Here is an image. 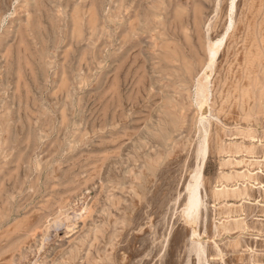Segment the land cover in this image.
I'll use <instances>...</instances> for the list:
<instances>
[{
    "label": "rangeland",
    "instance_id": "374dc122",
    "mask_svg": "<svg viewBox=\"0 0 264 264\" xmlns=\"http://www.w3.org/2000/svg\"><path fill=\"white\" fill-rule=\"evenodd\" d=\"M232 1L0 0V264H264V0Z\"/></svg>",
    "mask_w": 264,
    "mask_h": 264
},
{
    "label": "bare ground",
    "instance_id": "6f19581e",
    "mask_svg": "<svg viewBox=\"0 0 264 264\" xmlns=\"http://www.w3.org/2000/svg\"><path fill=\"white\" fill-rule=\"evenodd\" d=\"M14 1V0H13ZM17 1V0H16ZM12 4V3H11ZM10 4V5H11ZM232 6H231V8L233 9L234 8V6H235V0H233L232 1V4H231ZM231 10V9H230ZM233 11V10H232ZM3 14V13H2ZM5 17V16H4ZM3 17V19H5ZM232 17V16H231ZM230 17V18H231ZM212 20V19H211ZM232 20V19H231ZM2 21V20H1ZM4 22H5V20H4ZM232 22H233V20H232ZM207 23V22H206ZM230 23H231V21H230ZM233 24V23H232ZM231 24V25H232ZM1 25H2V22H1ZM208 25V24H207ZM228 26H230V24L228 25ZM206 27V26H205ZM231 27V26H230ZM227 31H229L230 29H226ZM227 33V32H226ZM225 33V34H226ZM207 37V36H206ZM222 37V38H221ZM221 37H220V39L218 38V40H216L215 42H212L210 39V41H211V43L209 44V46H208V49H209V54H210V62H209V64L207 65V68H206V70L208 69H212V66L214 65V62H215V60H216V57H217V55H218V53H219V51H220V49H221V47L223 46V44H224V41H225V35L224 36H222L221 35ZM209 41V42H210ZM208 42V41H207ZM209 56V55H208ZM202 70H203V68H202ZM215 71V70H214ZM200 72H203V71H200ZM207 72V71H206ZM205 74H207V73H205ZM204 75V74H203ZM203 75H202V77H203ZM201 76V75H200ZM211 76H212V74H211ZM204 77H205V75H204ZM203 77V78H204ZM202 78V79H203ZM201 79V78H200ZM200 81H202V80H200ZM207 81H209L208 79H207ZM206 80H205V83L207 82ZM198 83V82H197ZM199 83H201V82H199ZM208 84H209V82H208ZM197 85V84H196ZM198 87V86H197ZM200 87V89H199V93H197V94H199V97H200V100L202 101V99H205V98H207L208 97V100H209V96H207V92L209 91V90H211L210 89V86L207 88V85L206 84H204V82L203 83H201V85L199 86ZM208 90V91H207ZM211 94H212V92H211ZM210 94V95H211ZM196 99V98H195ZM198 100V99H197ZM199 100V101H200ZM208 100H206L205 102H207ZM196 102V101H195ZM201 103V102H200ZM203 105V104H202ZM201 105V106H202ZM200 106V105H199ZM207 107V106H206ZM203 108V107H202ZM209 111H210V109H208ZM208 110H206V111H208ZM202 111V110H201ZM210 113H212V112H210ZM201 114L203 115V113L201 112ZM209 114V113H208ZM213 114V113H212ZM210 115V114H209ZM209 115H208V119H209ZM201 116V115H200ZM211 116V115H210ZM204 117H205V114H204ZM203 116H202V118H204ZM214 117V116H213ZM216 117V116H215ZM199 118V117H198ZM199 119H201V118H199ZM198 119V120H199ZM206 119V118H205ZM204 120V119H203ZM210 120V119H209ZM209 120H206V121H208L207 122V124L209 123ZM202 120H200L199 122H201ZM205 121V120H204ZM205 121V122H206ZM212 121H213V118H212ZM204 123V122H203ZM201 124H202V122H201ZM205 125H206V123H204ZM210 124V123H209ZM203 126V125H202ZM201 126V127H202ZM207 126V125H206ZM209 126V125H208ZM203 128V127H202ZM205 128V127H204ZM207 128H209V127H207ZM203 133H204V130L202 131ZM207 132V131H206ZM208 133V132H207ZM206 133V134H207ZM203 136V135H202ZM202 136H200V137H202ZM206 136H205V134H204V138H203V140L201 141V143L198 145V147H199V150L198 151H200V154L203 156V158H205L206 157V155H207V137L205 138ZM201 139V138H200ZM200 142V141H199ZM198 149V148H197ZM198 156V155H197ZM202 156H201V158H202ZM202 158V159H203ZM201 164V163H200ZM201 166V165H200ZM200 166H199V168H200ZM198 168V167H197ZM196 168V169H197ZM198 168V169H199ZM195 169V170H196ZM196 170L197 172L195 173L194 172V175H193V181L192 182H190L188 185H186L187 186V191H188V199H187V203H186V205L184 206L185 208H184V210H185V213L187 214V217L189 216V218L191 217L192 219L193 218H197L198 217V215H199V212H200V209H201V207H202V205H203V199H202V197H201V186H202V181H201V176H202V167L199 169V170ZM185 186V187H186ZM205 203V202H204ZM190 218V219H191ZM200 245V244H199ZM201 248V247H200ZM200 250V249H199ZM201 250H203L202 248H201Z\"/></svg>",
    "mask_w": 264,
    "mask_h": 264
}]
</instances>
